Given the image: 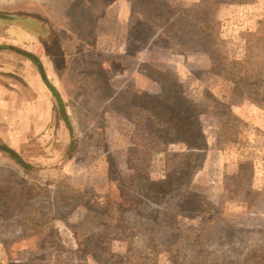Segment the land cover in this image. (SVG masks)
Returning a JSON list of instances; mask_svg holds the SVG:
<instances>
[{"label":"rangeland","instance_id":"374dc122","mask_svg":"<svg viewBox=\"0 0 264 264\" xmlns=\"http://www.w3.org/2000/svg\"><path fill=\"white\" fill-rule=\"evenodd\" d=\"M2 145L0 264H264V0H0Z\"/></svg>","mask_w":264,"mask_h":264},{"label":"trees","instance_id":"16d2710c","mask_svg":"<svg viewBox=\"0 0 264 264\" xmlns=\"http://www.w3.org/2000/svg\"><path fill=\"white\" fill-rule=\"evenodd\" d=\"M23 53L25 55H27L29 58H31L39 66L43 78L47 81L46 74H45V71H44V68H43V65H42L41 60L35 54H33L31 52L25 51ZM49 86H50V88H51L54 96L57 99V105L56 106L58 108L57 109L55 108V109L57 110V112L59 113V115L65 119L66 124H67V126H68V128L70 130V133H71V135L73 137L74 136V134H73V126H72V124L70 122V119H69V116L67 114L65 102H64L62 96L60 95V93L58 92V90L56 89V87H54L51 84H49ZM73 144H74V141L72 142V146H73Z\"/></svg>","mask_w":264,"mask_h":264},{"label":"water","instance_id":"95a60500","mask_svg":"<svg viewBox=\"0 0 264 264\" xmlns=\"http://www.w3.org/2000/svg\"><path fill=\"white\" fill-rule=\"evenodd\" d=\"M0 148H2L3 150H6L8 152H10L12 155H14L15 157H17L23 163V160L19 157V155L17 154V152L14 151L13 149H11V148H9L8 146H5V145L0 146Z\"/></svg>","mask_w":264,"mask_h":264},{"label":"crops","instance_id":"0c3cea01","mask_svg":"<svg viewBox=\"0 0 264 264\" xmlns=\"http://www.w3.org/2000/svg\"><path fill=\"white\" fill-rule=\"evenodd\" d=\"M39 85H40V89H42V88H41V87H42L41 84H39Z\"/></svg>","mask_w":264,"mask_h":264}]
</instances>
